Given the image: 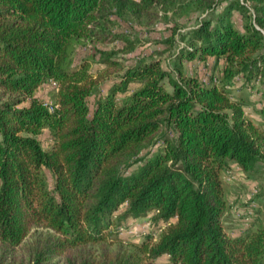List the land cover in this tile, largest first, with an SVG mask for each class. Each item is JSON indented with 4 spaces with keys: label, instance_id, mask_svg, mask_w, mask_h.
<instances>
[{
    "label": "trees",
    "instance_id": "obj_1",
    "mask_svg": "<svg viewBox=\"0 0 264 264\" xmlns=\"http://www.w3.org/2000/svg\"><path fill=\"white\" fill-rule=\"evenodd\" d=\"M166 3L177 1L0 0V264H264L258 219L226 232L221 179L231 163L264 174V0H196L207 17L173 74L161 55L126 65L112 49L98 50V76L74 64L79 43L131 52L137 41L110 17ZM209 59L208 83L184 71ZM50 82L51 111L34 97ZM245 88L260 97L235 95ZM258 196L264 207V177ZM150 215L164 226L155 242L118 238L124 220Z\"/></svg>",
    "mask_w": 264,
    "mask_h": 264
},
{
    "label": "rangeland",
    "instance_id": "obj_2",
    "mask_svg": "<svg viewBox=\"0 0 264 264\" xmlns=\"http://www.w3.org/2000/svg\"><path fill=\"white\" fill-rule=\"evenodd\" d=\"M176 1L175 5L166 3L154 6L156 12L149 14V16L145 13L134 16L126 9L120 12V15H112L110 17L113 21L111 29L125 33L129 39H135L137 42L134 49L131 52H125V46L121 42L109 45L96 42L79 43L74 45L72 49L74 64L79 63L81 60H86L89 62L91 70L98 76L103 73L98 71L96 64L98 50L112 49L117 52L115 58L126 65L132 64L139 59L158 58L161 55V66L163 69L171 71V58L184 45L183 37L186 32L200 20L207 17L205 12L201 13L196 9L194 4L196 0ZM234 23L237 28L241 29V22L238 16H235ZM212 65L213 61L211 59L206 64L196 61H183L184 71L187 74L196 75L203 83L209 82ZM214 75L217 80V77L220 76L219 69H216ZM110 81L111 78H106L105 81L100 82L102 94L106 92ZM233 86L234 89L238 88V82L235 81ZM235 95H241L251 101H255V99L260 97L254 90L251 91L247 88L236 91ZM53 96L54 91L50 83L43 85L34 94L37 100L48 104V106L52 104ZM246 111L251 110L247 109ZM249 117L256 119L257 116L253 113ZM38 140L42 147L46 149L50 144L48 132L43 131L38 136ZM263 177L264 174L260 178H249L234 163H231L228 170L221 174L226 201V212L223 219L224 228L229 235H240L251 226L255 219H258L264 226V207L262 199L258 196ZM123 209L121 208L118 213H121ZM146 224H149V226L146 227ZM161 229H164V226L160 223L155 224L153 215H150L138 220L126 219L116 231L119 239L127 244H135L143 241L148 235H151L152 242H155L160 235ZM166 262L167 258L164 256L157 259L155 264H164Z\"/></svg>",
    "mask_w": 264,
    "mask_h": 264
},
{
    "label": "built area",
    "instance_id": "obj_3",
    "mask_svg": "<svg viewBox=\"0 0 264 264\" xmlns=\"http://www.w3.org/2000/svg\"><path fill=\"white\" fill-rule=\"evenodd\" d=\"M50 84L52 85V87H55V83H53V82H50ZM48 107V109L51 111L52 110V106L50 105V106H47ZM147 225V224H146ZM149 226V224L146 226V227H148ZM142 234H145V233H142Z\"/></svg>",
    "mask_w": 264,
    "mask_h": 264
}]
</instances>
